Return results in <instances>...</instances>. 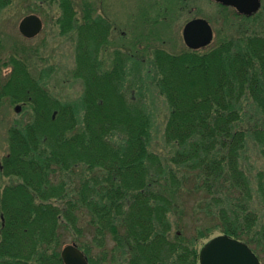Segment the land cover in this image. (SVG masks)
Listing matches in <instances>:
<instances>
[{
    "label": "trees",
    "instance_id": "obj_1",
    "mask_svg": "<svg viewBox=\"0 0 264 264\" xmlns=\"http://www.w3.org/2000/svg\"><path fill=\"white\" fill-rule=\"evenodd\" d=\"M8 3L0 0V9ZM76 3L60 0L58 22L64 33L75 32L73 76L83 84L82 113L50 101L16 58L0 86V98H31L34 113L24 128L8 131L1 173L20 182L6 186L0 198V264H63L57 251L63 232L74 233L73 242L92 264L99 263L90 249H102L105 235L121 245L129 264H157L169 242L161 235L170 231L168 216L178 207L174 191L187 184L217 207L208 211L221 235L248 246L262 239L254 231L257 216L244 203L252 189L241 157L250 132L261 142L264 127L246 129L241 107L252 102L264 121V36L177 54L151 51L154 83L169 108L163 141L173 148L161 157L149 150L148 113L127 99L125 55L114 51L109 69L98 61L110 25L90 20L86 11L77 23ZM77 168L84 172L73 190L55 180ZM231 193L234 203L227 201ZM208 230L197 233L204 237ZM84 231L88 238L78 237ZM86 239L91 245L83 246ZM183 250L187 260L198 256L188 246Z\"/></svg>",
    "mask_w": 264,
    "mask_h": 264
},
{
    "label": "rangeland",
    "instance_id": "obj_2",
    "mask_svg": "<svg viewBox=\"0 0 264 264\" xmlns=\"http://www.w3.org/2000/svg\"><path fill=\"white\" fill-rule=\"evenodd\" d=\"M72 1L77 2L74 17L77 23H81L82 15L86 11L90 20L100 19L110 25V36L106 45L100 47L98 61L102 68L109 69L114 51H120L125 55L127 99L141 102L148 113L151 123L149 150L161 157L171 154L173 148L163 141L169 108L154 83L155 71L152 68L151 51L162 48L172 54L183 52L187 48L182 37L183 28L194 19H203L211 26L213 32L211 45L225 40L238 43L252 35L264 36V0H261L260 10L250 17L239 16L232 8L222 7L209 0ZM8 2L5 8L0 9V86L12 72L10 59L16 58L24 64L28 73L36 80L39 89L46 93L50 101L56 102L60 107L68 109L71 107L79 116L83 109V84L80 79L73 76L76 37L73 30L68 29L64 33L60 28L58 22L62 15L60 0H8ZM82 5L85 6L84 9ZM28 15H36L43 24L40 34L32 39H25L18 31L19 22ZM31 101H22L25 102L23 106L22 102L13 103L8 97L0 98L1 165L8 154V131L11 128H24L33 121ZM17 104L22 107L16 113L14 108ZM254 105L248 101L242 104L241 112L246 129L264 127L260 115L254 113ZM52 115L53 113L51 117ZM252 132L248 135L241 157L242 169L249 177L252 189L251 198L244 203L249 211L257 216L254 231L264 235V140L256 142ZM82 172L83 168L66 174L62 171L56 175L55 180H64L68 190H73ZM19 182L18 178L5 176L0 171V198L6 186L17 185ZM183 186L174 191L178 207L174 205L170 212L171 216H168L170 231L168 238H165L174 248L173 243L180 246L179 248L188 246L199 254L208 241L221 236L215 215L208 211L210 209L215 211L217 207L209 202L204 193L191 190L188 184ZM235 199L236 194L231 193L227 201L234 203ZM206 204L208 206H205ZM2 223L0 212V229ZM203 229L209 230L204 237H200L197 231ZM74 236V233L63 232L61 244L57 248L59 254L65 246L75 243ZM78 237L88 238L86 231ZM86 243L91 245L86 239L83 246ZM249 247L256 253L260 264H264V237ZM121 250V245H115L111 237L105 235L104 247L91 248L90 253L99 264H125L128 255ZM168 254L166 256L170 258L169 263L172 264L173 257L170 256L172 253Z\"/></svg>",
    "mask_w": 264,
    "mask_h": 264
},
{
    "label": "water",
    "instance_id": "obj_3",
    "mask_svg": "<svg viewBox=\"0 0 264 264\" xmlns=\"http://www.w3.org/2000/svg\"><path fill=\"white\" fill-rule=\"evenodd\" d=\"M222 6L235 9L237 14L251 16L261 6L260 0H210ZM18 30L22 36L31 39L42 30V22L35 15L24 17ZM185 45L191 50L208 46L213 40L209 23L203 19H194L185 24L182 32ZM63 264H89L87 258L75 244L65 246L61 251ZM199 264H259L255 255L246 244L221 235L210 240L200 252Z\"/></svg>",
    "mask_w": 264,
    "mask_h": 264
},
{
    "label": "flooded vegetation",
    "instance_id": "obj_4",
    "mask_svg": "<svg viewBox=\"0 0 264 264\" xmlns=\"http://www.w3.org/2000/svg\"><path fill=\"white\" fill-rule=\"evenodd\" d=\"M10 74H11V72H10ZM29 100H31V98H28L27 101H29ZM21 105L24 106L25 102H22ZM21 107H19V104H17V106H15V108H14L15 112L16 113L19 112ZM52 113H53V115H52L51 119L55 120L58 112H57V110H54ZM0 170H2L1 164H0ZM3 220L4 219H3L2 215H1V221L3 222ZM2 226H3V223L1 225V227ZM168 234L169 233H165V234H162L161 236L168 238ZM173 245L175 246L174 249L173 248H169V246H170L169 243H167V242L163 243V245H162L163 249L161 251H159L162 255H161V257H159L157 264H170L169 263V259L170 258L168 256H166L169 252L172 253V255H170V256H172L173 260H174V261L172 260V264H186L188 261L192 262L193 264H199V254H198L197 257L194 256V257H191V258H189L187 260V258L183 257L185 255V251L183 250V248H179L180 246H178L177 244H174V243H173ZM127 258H125L126 259L125 264H129V260ZM145 260L146 259H142V260L139 261V263L140 264H146L147 262Z\"/></svg>",
    "mask_w": 264,
    "mask_h": 264
}]
</instances>
